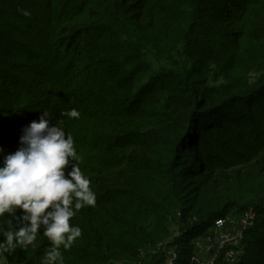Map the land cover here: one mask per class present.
<instances>
[{"label":"trees","instance_id":"16d2710c","mask_svg":"<svg viewBox=\"0 0 264 264\" xmlns=\"http://www.w3.org/2000/svg\"><path fill=\"white\" fill-rule=\"evenodd\" d=\"M42 111L96 193L64 264H200L249 208L232 264H264V0H0V160ZM39 233L9 264H41Z\"/></svg>","mask_w":264,"mask_h":264},{"label":"clouds","instance_id":"9594fccd","mask_svg":"<svg viewBox=\"0 0 264 264\" xmlns=\"http://www.w3.org/2000/svg\"><path fill=\"white\" fill-rule=\"evenodd\" d=\"M64 115L79 118L80 112L73 108ZM50 119L42 111L38 121L23 128L18 149L0 160V264H9L5 254L33 245L39 230L50 242L41 264H64L61 246L71 249L82 235L79 226L70 225L71 218L80 209L96 205V193L80 167L73 137L63 127L50 125ZM70 161L75 163L67 170ZM17 210L21 215H16Z\"/></svg>","mask_w":264,"mask_h":264},{"label":"built area","instance_id":"2783aa9c","mask_svg":"<svg viewBox=\"0 0 264 264\" xmlns=\"http://www.w3.org/2000/svg\"><path fill=\"white\" fill-rule=\"evenodd\" d=\"M254 217L255 215L253 211H246L244 214L238 217V227H236V219L230 215L225 218L217 219L212 230L206 237L202 239H210L212 238V235L216 236V234H218V243H215V248L212 250L211 246L207 247L208 251L212 250V252L208 254L207 260H201L192 256L191 261L200 264H213L217 260H221L229 264L234 263L237 256L240 254V243L243 231L252 225ZM176 258V252L173 248H170L165 253L163 264H174Z\"/></svg>","mask_w":264,"mask_h":264},{"label":"rangeland","instance_id":"374dc122","mask_svg":"<svg viewBox=\"0 0 264 264\" xmlns=\"http://www.w3.org/2000/svg\"><path fill=\"white\" fill-rule=\"evenodd\" d=\"M248 211H253V208H249ZM236 221H237L236 227H238L239 218L236 219ZM175 235H176V233L174 232L170 236V238H168L166 240V242H170V244H171V241H173L172 238ZM203 238L197 237V238H195V239L192 240V243L195 244V252L193 253V256L194 257H197V258H199L201 260H207L208 259V254H210L212 252V250L215 248V243L216 244L218 243V234H216V236L215 235L214 236L212 235V238H210V239L202 240ZM208 246H211V248H212L211 251H208L207 250V247Z\"/></svg>","mask_w":264,"mask_h":264}]
</instances>
